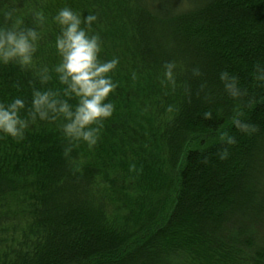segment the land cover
<instances>
[{
	"label": "trees",
	"instance_id": "obj_1",
	"mask_svg": "<svg viewBox=\"0 0 264 264\" xmlns=\"http://www.w3.org/2000/svg\"><path fill=\"white\" fill-rule=\"evenodd\" d=\"M65 6L95 13L101 57L119 58L115 111L98 143L70 156L55 122L19 141L0 134V264H264V83L252 76L264 0H0V24L15 8L34 26L42 10L36 63L51 66V17ZM171 60L202 75L161 83ZM223 70L239 78L236 101ZM33 87V69L0 65V101L30 102ZM46 87L63 86L53 73ZM237 108L254 133L231 124Z\"/></svg>",
	"mask_w": 264,
	"mask_h": 264
},
{
	"label": "clouds",
	"instance_id": "obj_2",
	"mask_svg": "<svg viewBox=\"0 0 264 264\" xmlns=\"http://www.w3.org/2000/svg\"><path fill=\"white\" fill-rule=\"evenodd\" d=\"M3 15L5 24H0V65L33 69V78L39 81L41 87L31 89L30 102L21 96L0 101V134L19 141L38 121L55 122L66 141L63 149L65 156H70L80 143L93 148L101 137L103 122L115 111V104L109 97L117 88L113 75L119 64L118 57L103 59L100 55L102 39L93 28L97 15L89 12L82 16L65 6L51 17L52 23L59 28L54 39L58 62L51 66L36 63L38 43L43 38L48 20L44 12H32L34 26L24 25L15 8L4 11ZM254 68L253 79L264 83V65L258 63ZM178 69L191 71L193 76L202 75L198 67L180 68L175 60L164 61L161 83L175 87ZM53 73L62 88L46 87L52 81ZM218 79L223 92L233 101L244 94L236 75L223 70L219 72ZM203 115L210 118L211 113ZM231 124L247 135L257 130L244 122L238 108L234 110ZM219 136L228 145L236 143L228 131H221ZM226 155L225 148L221 159Z\"/></svg>",
	"mask_w": 264,
	"mask_h": 264
}]
</instances>
